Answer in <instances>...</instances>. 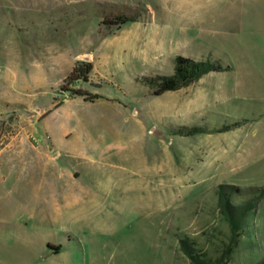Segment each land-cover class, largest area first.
<instances>
[{"label":"rangeland","instance_id":"rangeland-1","mask_svg":"<svg viewBox=\"0 0 264 264\" xmlns=\"http://www.w3.org/2000/svg\"><path fill=\"white\" fill-rule=\"evenodd\" d=\"M176 56L223 69L153 95ZM219 185L264 187V0H0V264H190L227 242ZM244 226L229 264L264 199Z\"/></svg>","mask_w":264,"mask_h":264},{"label":"trees","instance_id":"trees-1","mask_svg":"<svg viewBox=\"0 0 264 264\" xmlns=\"http://www.w3.org/2000/svg\"><path fill=\"white\" fill-rule=\"evenodd\" d=\"M136 17H111L104 19L106 27H120L128 22H135ZM223 68L209 60L195 61L176 56L173 60V70L170 75L142 77L140 82L148 86L151 93L160 96L166 92L177 91L198 82L210 72L221 71ZM191 133H203L199 128H191ZM218 211L228 225L229 235L214 255L200 247L194 240L183 237L179 239L180 250L190 264H229L231 254L243 235L245 218L258 203L264 199V187L239 188L231 185H219L215 189ZM254 264H264V256Z\"/></svg>","mask_w":264,"mask_h":264},{"label":"crops","instance_id":"crops-1","mask_svg":"<svg viewBox=\"0 0 264 264\" xmlns=\"http://www.w3.org/2000/svg\"><path fill=\"white\" fill-rule=\"evenodd\" d=\"M83 199H84V198H83ZM78 200H81V197H79V196H78V197L75 196V197H74V200H73V203H71L70 201H69V202H66L64 207L67 208V209H68V208H71V207H74V206L78 203Z\"/></svg>","mask_w":264,"mask_h":264},{"label":"water","instance_id":"water-1","mask_svg":"<svg viewBox=\"0 0 264 264\" xmlns=\"http://www.w3.org/2000/svg\"><path fill=\"white\" fill-rule=\"evenodd\" d=\"M79 59H80V60H87V57H85V56H81Z\"/></svg>","mask_w":264,"mask_h":264}]
</instances>
